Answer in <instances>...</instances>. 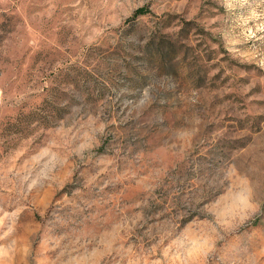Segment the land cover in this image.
Segmentation results:
<instances>
[{"label":"rangeland","instance_id":"374dc122","mask_svg":"<svg viewBox=\"0 0 264 264\" xmlns=\"http://www.w3.org/2000/svg\"><path fill=\"white\" fill-rule=\"evenodd\" d=\"M0 264H264V0H0Z\"/></svg>","mask_w":264,"mask_h":264},{"label":"trees","instance_id":"16d2710c","mask_svg":"<svg viewBox=\"0 0 264 264\" xmlns=\"http://www.w3.org/2000/svg\"><path fill=\"white\" fill-rule=\"evenodd\" d=\"M144 11H145V9H144L143 7H141V8H139V9L137 10V13L144 12Z\"/></svg>","mask_w":264,"mask_h":264}]
</instances>
